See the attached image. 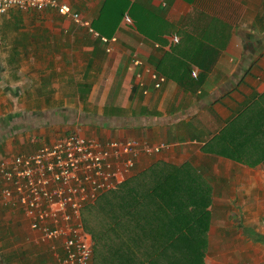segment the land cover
<instances>
[{
    "label": "crops",
    "instance_id": "crops-1",
    "mask_svg": "<svg viewBox=\"0 0 264 264\" xmlns=\"http://www.w3.org/2000/svg\"><path fill=\"white\" fill-rule=\"evenodd\" d=\"M57 1L88 27L75 25L51 10L24 13L13 9L0 16V105H42L39 109L26 107L23 115L3 110L0 131L2 126L7 128L2 131L3 140L12 133L28 131L44 137L32 145L27 142L30 138L26 144L20 140L21 150L15 152L7 143L0 160L14 153L35 152L52 142L55 138L48 135L58 136L60 127L62 134L85 135L84 129L94 126L102 142L135 137L150 145L163 143L166 147L158 155L141 158L131 174L161 160L177 166L190 164L204 173L209 184L215 185L213 198L231 202V214L248 217L241 230L246 240L241 243L242 238H238L244 252L227 264H264L256 255L258 249L264 250V169L237 165L200 150L244 106L264 94V0H229L239 5L242 13L219 61L194 94L181 91L172 80H164L155 90L151 79L142 74L143 68L154 72L161 51L177 41L171 35L163 36L167 44L154 48L151 39L157 38L160 20L178 26L190 11L189 4L181 0H127L137 6L136 22L146 33L142 35L130 17L123 22L126 14L112 32L113 18L105 16L99 23L104 0ZM87 29L114 42L102 44ZM107 47L111 48L109 53L105 52ZM134 57L142 62L141 69L131 65ZM195 75L193 69L191 76ZM70 105H82L84 128H79L81 117L74 108L69 109ZM46 110L58 117L55 124H32L34 119L30 118ZM105 120L108 122H102ZM207 167L215 172L212 181L205 172ZM5 209L13 217L10 225L18 236L14 241L5 240L6 235L0 237V249L7 248L5 255L0 254V264H54L55 259H43L31 247L35 234L28 231L21 212L19 218L17 210ZM17 218L25 223L23 230L15 224ZM13 242L15 246L10 247Z\"/></svg>",
    "mask_w": 264,
    "mask_h": 264
},
{
    "label": "trees",
    "instance_id": "trees-1",
    "mask_svg": "<svg viewBox=\"0 0 264 264\" xmlns=\"http://www.w3.org/2000/svg\"><path fill=\"white\" fill-rule=\"evenodd\" d=\"M181 1L190 5L188 15L178 26L161 19L157 38L151 39L162 47L167 44L163 36L177 38L161 51L154 72L194 94L219 61L242 10L229 0ZM136 9L127 0H104L99 23L105 16L113 18L112 32L126 14L145 35L136 22ZM200 150L264 169V94L244 106ZM207 180L190 164L155 161L84 205L80 221L92 241L89 264H204L212 220Z\"/></svg>",
    "mask_w": 264,
    "mask_h": 264
},
{
    "label": "built area",
    "instance_id": "built-area-1",
    "mask_svg": "<svg viewBox=\"0 0 264 264\" xmlns=\"http://www.w3.org/2000/svg\"><path fill=\"white\" fill-rule=\"evenodd\" d=\"M13 9L24 13L51 10L75 25L88 27L57 0H0V16ZM129 20L126 15L123 22ZM87 30L102 44L114 42ZM110 51V47L105 50ZM131 64L142 68L136 57ZM142 74L151 79L155 90L164 81L145 68ZM165 147L135 137L100 142L71 133L42 144L31 154L8 155L0 160L1 207L21 212L28 231L35 234L32 243L48 244L54 264H89L92 241L81 225L82 207L132 176L141 158L156 156Z\"/></svg>",
    "mask_w": 264,
    "mask_h": 264
},
{
    "label": "rangeland",
    "instance_id": "rangeland-1",
    "mask_svg": "<svg viewBox=\"0 0 264 264\" xmlns=\"http://www.w3.org/2000/svg\"><path fill=\"white\" fill-rule=\"evenodd\" d=\"M132 65V64H131ZM0 115L3 112V110H10L13 112V110L15 111V114L17 113L18 115H23V114H26L25 112V108L27 107L28 109L29 108H40V106L42 107V105L40 106H22V105H19L18 103L17 104H10V105H0ZM51 105H47V107H50ZM80 106L82 107V105H70L68 106L70 110H74L79 113L78 114V117L80 118L81 115H82V109H80ZM45 107V105H44ZM56 108V107H55ZM107 109V107H106ZM49 110H46V112L44 113H41L39 116H36L34 118H30L27 117L26 119H29L30 120H33L34 119V122H26L25 124H34V125H39V124H43L45 123L46 121L51 123V124H55V122L57 121L56 118H58L57 116L54 115V112H48ZM71 113V112H70ZM26 116V115H24ZM64 119V118H63ZM60 121H63L62 119ZM92 122L94 123H99L96 121H93L91 120ZM86 120L85 119H81L77 120V124L79 126V128H84L87 124L85 123ZM102 122H108V121H102ZM24 124V125H25ZM1 123H0V127H1ZM4 129H1L0 131V158L1 156L3 155L2 153V149L5 148L6 144L9 143L11 146H12V152H15V151H20L21 148L19 147V141L20 140H23L24 144H26V140L28 142L29 145H32V144H35L36 142H40L42 138L44 137H41L40 136H37L36 132L34 131H28V132H22V133H12L8 136V138L4 139V136H3V133L2 131L7 129L6 127L2 126ZM96 127L94 126H89V128L87 127V129H84V134L85 135H92L94 137H97L99 140H101L100 142H102L103 138L99 137L96 133ZM82 130V129H81ZM59 135L60 137L63 136V134H71L72 132L71 131H66V132H63V134L61 133V127L59 128ZM48 132V131H47ZM62 136H61V135ZM135 134V133H134ZM137 135V134H136ZM48 136H52L53 138H58L57 134L55 136L52 135H48ZM91 136V137H92ZM59 137V138H60ZM87 137H90V136H87ZM3 140V141H2ZM30 141H32V143H30ZM46 144V143H44ZM15 154V153H14ZM24 155V154H23ZM207 174H209V179L210 181L214 180L215 178V172L213 171V169L211 167H207L206 168V171H205ZM212 187V193H211V209H210V212L212 213V220H210V226H209V230H208V233H207V249H206V256H205V259H204V264H227L228 263V260H235L237 261V258H236V255L241 254L242 252V244L240 246V241L238 238H242L241 240V243L242 242H245V232H241V230L243 229L242 226H244L243 222L244 220H246L248 217H244L243 215L241 214H236V215H233L231 214V212H229V206H232L233 204L231 202H228V201H218L217 199H214L213 198V189L216 190L215 188V185H211ZM214 190V191H215ZM223 196V195H222ZM227 208H225L224 207ZM236 205V204H235ZM234 206V205H233ZM7 212V209L3 208V206L1 207V204H0V237H3V236H9V237H6L5 236V240H12L14 241L16 239V235L18 236L17 233H14L13 230H14V227L13 225L11 224L10 225V218L12 217L11 216V213H6ZM19 211H16V215L17 217L20 218V215H19ZM222 214L225 217H222ZM13 218V217H12ZM17 222V226L19 228V230H23V228L25 227L23 223V221H20V219L17 218V220H15V224ZM26 225V224H25ZM233 237V238H232ZM30 239L27 238V242L29 241ZM234 240V244L232 246V242ZM31 243V247L34 248L35 250H38V253H40L42 255V258L43 259H53V256L51 255V249H50V246L48 244H33L32 241H30ZM48 245V246H46ZM15 246V242H13V244L10 246ZM54 251H57V253L59 252V249H58V245L57 244H54ZM249 252V251H247ZM264 250L262 249H258L257 250V259L258 260H264ZM7 253V248L5 249H0V254L3 256ZM260 258V259H259Z\"/></svg>",
    "mask_w": 264,
    "mask_h": 264
}]
</instances>
